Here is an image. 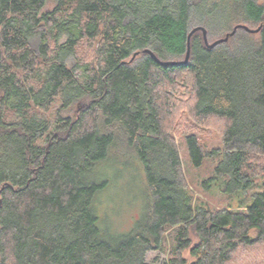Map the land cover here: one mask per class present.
Segmentation results:
<instances>
[{
    "label": "trees",
    "instance_id": "obj_1",
    "mask_svg": "<svg viewBox=\"0 0 264 264\" xmlns=\"http://www.w3.org/2000/svg\"><path fill=\"white\" fill-rule=\"evenodd\" d=\"M236 25L260 30L213 48L195 32L186 65L144 53L181 61L169 58L184 59L193 28L209 40ZM84 43L93 62L76 55ZM181 81L192 117L223 126L209 151L197 134L183 138L193 167L216 160L203 186L233 196L261 181L243 211L191 204L167 124L168 90ZM128 161L143 174L146 210L111 238L97 208L109 183L95 174ZM0 201V264H147L168 228L177 238L163 264H232L264 248V2L0 0Z\"/></svg>",
    "mask_w": 264,
    "mask_h": 264
},
{
    "label": "rangeland",
    "instance_id": "obj_2",
    "mask_svg": "<svg viewBox=\"0 0 264 264\" xmlns=\"http://www.w3.org/2000/svg\"><path fill=\"white\" fill-rule=\"evenodd\" d=\"M189 1L191 3L196 2V0ZM258 1L264 2V0ZM53 7L52 3H49L45 10L50 11ZM250 27L256 28L254 25ZM215 39L217 37L211 36L208 41L213 42ZM93 47L85 43L78 47L76 55L80 61L93 62L95 60ZM169 60H182V57H172ZM68 64L72 66L73 61L70 60ZM183 84L187 85L186 82L181 81L176 88L168 90L172 105L167 124L172 128L170 135L180 157L183 182L190 196L191 204L193 207L202 206L212 210L228 208L233 211H243L250 202L251 194L258 190L261 181H257V186L247 193L233 196L223 194L219 185L213 184L209 188L203 186V181L212 176L216 160L206 158L200 167H193L183 138L188 133H195L205 151H209L220 146L223 126L221 122L215 119H209L199 124L192 117L190 113L192 98ZM81 106L79 104L75 109L78 110ZM50 111L45 115L51 120L53 110ZM117 157L122 158L121 154ZM95 177L98 180H108L109 183L107 188L101 192L97 201L101 227L106 236L111 238L126 234L141 220L146 210V196L143 189L144 179L141 170L131 161L127 163H109L108 166L99 168ZM176 238L177 228H168L164 236L163 249L160 252L147 253L145 262L147 264H163L173 254ZM185 257H188L187 253ZM188 261H191V259L189 258ZM232 264H264V248L256 247L255 249L241 250L235 255Z\"/></svg>",
    "mask_w": 264,
    "mask_h": 264
},
{
    "label": "water",
    "instance_id": "obj_3",
    "mask_svg": "<svg viewBox=\"0 0 264 264\" xmlns=\"http://www.w3.org/2000/svg\"><path fill=\"white\" fill-rule=\"evenodd\" d=\"M238 29H242V30H244L246 32H249V33H257L260 30V27H258L256 29H251V28H249V27H247L245 25H236L235 27H233L232 31L227 33L223 38L216 39L213 42H209L208 41L207 31L205 30V28H203V27H195L189 32V34L187 36V50H186V54H185L184 59L181 60V61H161L149 49H145L144 53L150 55L155 62H157L160 66H163V67L186 65L188 63V61H189V52H190V50H189V42H190V38L195 32H198V31L201 32L202 36H203V41H204V44L206 45V47L213 48V47H215V46H217L219 44L225 43L229 39V37H231V36H233L235 34V32ZM0 205H1V201H0Z\"/></svg>",
    "mask_w": 264,
    "mask_h": 264
}]
</instances>
